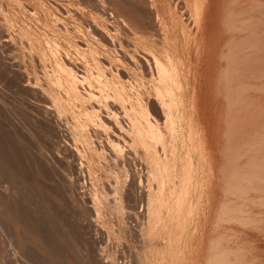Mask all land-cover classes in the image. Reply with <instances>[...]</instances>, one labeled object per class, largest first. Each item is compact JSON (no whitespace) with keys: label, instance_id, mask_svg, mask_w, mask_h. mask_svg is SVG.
<instances>
[{"label":"rangeland","instance_id":"374dc122","mask_svg":"<svg viewBox=\"0 0 264 264\" xmlns=\"http://www.w3.org/2000/svg\"><path fill=\"white\" fill-rule=\"evenodd\" d=\"M98 1L0 0V201L12 209L5 217L3 203L0 213V264H206L217 241L241 264L264 263V178L240 193L237 222L220 221L235 198L226 194L231 166L257 175L252 160L264 154V0H121L126 9L117 0H101L108 6L101 9ZM113 7L126 13L125 27ZM141 18L149 37L131 30ZM65 27L78 31L74 40L70 34L75 45ZM148 55L167 67L171 85L157 83L153 61L155 81L149 67L134 68V57ZM67 71L92 79L80 90L92 102L72 93ZM134 78L158 88L162 106L152 95L138 107ZM128 84L130 92L114 100L115 87ZM89 107L104 128H87L94 131L87 141L78 128ZM165 107L176 125L177 176L164 187L162 164L135 148L131 126L141 114L163 125ZM155 151L165 158L161 146ZM151 203L166 205L159 214L166 224L152 226Z\"/></svg>","mask_w":264,"mask_h":264},{"label":"bare ground","instance_id":"6f19581e","mask_svg":"<svg viewBox=\"0 0 264 264\" xmlns=\"http://www.w3.org/2000/svg\"><path fill=\"white\" fill-rule=\"evenodd\" d=\"M20 0H18V2H19ZM101 1V0H100ZM100 1H98L99 3H101V6H99L98 4V8L100 7L101 9H102V7H103V9L105 8V9H107L106 7H108L107 5H106V3H104V2H100ZM118 1V5L120 6V8H124V9H126V4L125 3H129V2H127V0H122L123 2H125L124 4H123V2L121 1V0H117ZM149 1V0H148ZM150 2V1H149ZM148 2V3H149ZM10 3V2H9ZM146 3V2H145ZM147 3V4H148ZM151 3V2H150ZM152 3H153V1H152ZM16 4V3H15ZM106 6H105V5ZM132 4V3H131ZM154 4V3H153ZM152 4V5H153ZM5 5V4H4ZM112 5V4H111ZM111 5H110V7H111ZM128 5V4H127ZM129 5H130V3H129ZM128 5V6H129ZM152 5H149V6H152ZM115 6H117V5H115ZM127 6V7H128ZM145 6V5H144ZM109 7V8H110ZM130 7H132V6H130ZM114 8V7H113ZM133 8V7H132ZM147 8V7H146ZM115 9V11H117L118 10V8H114ZM124 9L122 10V11H124ZM128 9H129V7H128ZM135 9V8H134ZM159 9V8H158ZM110 11H111V8L109 9ZM149 10V9H148ZM115 11L113 12L114 14H115ZM129 11V10H128ZM127 11V13H129ZM133 12H136L135 10L133 11ZM103 13V12H102ZM121 13H125V12H121V11H117L116 12V14H117V19L118 20H120L121 21V24H123L124 25V27H125V25H126V23L124 22L126 19H124V16H123V14H121ZM138 13H139V11H138ZM160 13V12H159ZM104 14V13H103ZM126 14V13H125ZM131 14H132V12H131ZM137 14V13H136ZM135 14V15H136ZM142 14V13H141ZM113 15V14H112ZM134 15V14H133ZM134 15V16H135ZM107 16V15H106ZM114 16H116V15H114ZM128 16H130V15H128ZM139 16H141V15H139ZM35 17V16H34ZM72 17V16H71ZM144 17V16H143ZM92 18V17H91ZM115 18V17H114ZM125 18H128L126 15H125ZM158 18V17H157ZM69 19H70V16H69ZM130 19V18H129ZM129 19H127V20H129ZM113 20V19H112ZM124 20V21H123ZM131 20H132V18H131ZM131 20H129L128 21V23L129 22H131ZM145 20L146 19H142L141 18V20L139 21V20H137L138 22H136V24L133 26L135 29H133L132 27H131V25L130 24H128V25H130V27H131V30H133V32H134V30H136L137 31V33H143V35H146L147 33H148V28H146V26H148L149 25V23H148V21H147V23H148V25H146L145 26V24H147L146 22H145ZM160 20V19H159ZM90 21V20H89ZM123 21V22H122ZM134 21H135V19H134ZM86 22V21H85ZM104 22L106 23V21H102V23L104 24ZM115 22V21H114ZM118 22V21H117ZM127 22V21H126ZM149 22H150V20H149ZM60 23V22H59ZM80 23V22H79ZM108 23V22H107ZM119 23V22H118ZM76 24V23H75ZM89 24V23H88ZM120 24V23H119ZM134 24V22L132 23V25ZM81 25V24H80ZM79 25V26H80ZM91 26H93V25H91ZM91 26H89V27H91ZM98 26V25H97ZM117 26H118V24H117ZM154 26V25H153ZM100 27V26H99ZM119 27L121 28V26L119 25ZM127 27V26H126ZM149 27V26H148ZM152 27V26H151ZM162 27V26H161ZM46 28H47V26H46ZM52 28V27H51ZM57 28L58 27H56V30H57ZM65 28H67V27H65ZM95 28V27H94ZM97 28V27H96ZM129 28V27H128ZM163 28V27H162ZM54 29V28H53ZM61 29V28H60ZM59 29V30H60ZM68 29V30H67ZM66 30H67V32L69 33H66V31L65 30H61L62 32L63 31H65L64 33H66V35L68 36L69 35V37H71L70 36V34L73 36V40H74V36L75 35H73L74 33H76V32H78V31H76L75 32V30L72 32V33H70L71 31V29H69V28H67ZM103 29V28H102ZM151 29V28H150ZM149 29V30H150ZM76 30H80L79 28L78 29H76ZM82 31H83V29H81ZM98 30V29H97ZM129 30V29H128ZM85 31V30H84ZM143 31V32H142ZM52 32V31H51ZM58 32H60V31H58ZM61 32V33H62ZM81 32V31H80ZM64 33H63V35H64ZM90 34H89V36H92V37H94V35H93V33L95 34V32L94 31H92V29L90 28V32H89ZM54 34V33H53ZM88 34V33H87ZM36 35V34H35ZM59 35H61V34H59ZM149 35V33L147 34V36ZM46 36V35H45ZM58 36V35H57ZM78 36V35H77ZM88 36V37H89ZM139 36V35H138ZM150 36V35H149ZM148 36V37H149ZM59 37V36H58ZM92 37H90V39L92 38ZM32 38V37H31ZM62 39V38H61ZM71 39H72V37L70 38V41H68V43L70 42V43H72L71 42ZM77 39H78V37H77ZM89 39V38H88ZM30 40V39H29ZM38 40V39H37ZM76 40V39H75ZM86 40V39H85ZM34 41V40H33ZM91 41H94L93 39L91 40ZM38 42H39V40H38ZM75 42V41H74ZM67 43V42H66ZM77 43V42H76ZM77 44H79V43H77ZM42 45V44H41ZM72 45H75V44H73L72 43ZM93 45V44H92ZM94 47V46H93ZM86 48V47H85ZM90 48V47H89ZM44 49V48H43ZM55 49V48H54ZM78 49V48H77ZM28 50H29V48H28ZM79 50H80V48H79ZM86 50V49H85ZM82 51V50H81ZM120 51V50H119ZM32 52V51H31ZM75 52V51H74ZM80 52V51H79ZM95 52V54H96V51H94ZM51 53V52H50ZM82 53H83V51H82ZM93 53V52H92ZM122 53V52H121ZM84 54H86V51H84ZM90 53L89 52H87V56L89 55ZM53 55V54H52ZM91 55V54H90ZM134 55H135V52H134ZM137 56V55H136ZM149 56V55H148ZM147 56V58L146 59H144L143 58V61L145 62V64L146 65H144L142 62H140V61H138L137 60V58L136 57H134L131 61H132V65L134 66V68L136 69V68H139V69H146V68H144L145 66H147V67H149V74H150V76H152L153 77V79H154V73L152 72L153 71V68H152V66H151V70H150V63H151V61H153V63H154V68H155V72L157 73V80H159V81H157V83L159 84L160 82L162 83V84H166V85H171V82H174V81H172V78L173 77H171L169 74V71H168V69H167V67L166 66H164L163 64H162V62H159L156 58H151L150 56V58L151 59H149V57ZM142 57V56H141ZM136 58V59H135ZM170 58V57H169ZM126 59V58H125ZM138 59H139V57H138ZM117 60H119V59H117ZM127 60H128V58H127ZM137 60V61H136ZM140 60V59H139ZM129 61V60H128ZM93 63V65L94 64H96V61H94V60H91L90 61V63ZM118 63V62H117ZM131 63V62H130ZM152 63V64H153ZM123 64V63H122ZM170 64H171V62H170ZM173 64V63H172ZM121 65V64H120ZM95 66V65H94ZM124 66V65H123ZM170 66H173V65H170ZM131 68L133 69V67L131 66ZM172 69H173V67H171ZM129 69V68H128ZM171 69V70H172ZM137 70V69H136ZM128 71V70H127ZM138 71V70H137ZM143 71V70H142ZM141 71V72H142ZM68 72V71H67ZM128 72H130V73H132L133 71H131V69H130V71H128ZM139 72H140V70H139ZM146 72H147V70H146ZM145 72V73H146ZM148 73V72H147ZM147 73H146V75H147ZM57 74V73H56ZM133 74V73H132ZM131 74V75H132ZM135 74V73H134ZM141 74V73H140ZM148 74V75H149ZM143 75V74H142ZM145 75V76H146ZM133 76V75H132ZM135 76V75H134ZM133 76V77H134ZM137 76V75H136ZM152 77H150V78H152ZM136 78V77H135ZM135 78H134V81H135ZM139 78V77H138ZM138 78H137V80H138ZM50 79V78H49ZM65 79H66V82H67V84L69 85V87H70V89H71V91H72V93H74L75 95H77L78 96V98L79 99H82V102H84V103H90V102H92V97L91 96H89V95H85V96H83L82 97V93H81V88H82V86L84 87V85L86 86V84L85 83H88V84H90L91 83V80L90 79H88V78H86V79H79L75 74H73L72 72H68V74L66 73V76H65ZM152 79V80H153ZM90 80V81H89ZM137 80L135 81V84H134V88H132V86H129V84L128 85H123V86H116L115 87V91L117 92V95H114V100H117V101H120L121 100V98H123V95H126V94H128L127 92L129 91V90H127L128 89V86H129V88H131V92L133 91L132 89H135L133 92H134V94H135V97H134V94H130L131 96H133L134 97V102L136 103V105L138 106V107H140L139 106V103L141 102V101H143V103H145L144 102V100H145V98L146 97H148V96H152V95H154V96H156V100H157V103H158V100H159V93H160V91H159V89L158 88H155V87H151V88H153L152 90L151 89H149V90H146V89H144L145 88V86L143 87V85L142 84H139L138 82H137ZM138 81H140V80H138ZM154 81H155V79H154ZM100 83H102L103 81L102 80H100L99 81ZM142 82V81H141ZM117 83V82H116ZM160 83V84H161ZM87 84V85H88ZM103 84V83H102ZM173 84V83H172ZM91 85V84H90ZM132 85V84H131ZM174 85V84H173ZM232 86V85H231ZM230 86V87H231ZM121 87V88H120ZM113 89H114V87H112ZM120 90H122V91H120ZM181 90V89H180ZM127 91V92H126ZM130 92V91H129ZM132 92V93H133ZM70 93V92H69ZM84 93V92H83ZM82 94V95H81ZM129 96V95H128ZM71 97V96H70ZM66 98V97H65ZM158 98V99H157ZM151 99V98H150ZM161 99V98H160ZM164 101H165V99H164ZM148 102H149V100H148ZM148 102H146V103H148ZM166 102V101H165ZM160 103V102H159ZM158 103V104H159ZM155 104V103H154ZM85 105V104H84ZM159 105H161L162 106V104H159ZM159 105H157V106H159ZM43 106V105H42ZM142 106H143V104H142ZM151 106V105H150ZM164 106H166V105H164ZM88 107H86L85 106V109H87ZM90 108V107H89ZM142 108V107H141ZM60 109V108H59ZM85 109H84V111H82V113L83 114H85ZM160 109H161V107H160ZM43 110H45V111H47V110H50L48 107H46V108H43ZM90 110H91V112H87L85 115H86V117H85V119H84V122L83 123H81L80 125V127L78 128V130L80 131V133L85 137V140L87 139V137L88 136H90L89 134H87V132L88 133H90V131H93L92 129L89 131H87V128H89V127H92V128H94V130H96V129H99L100 131H102L103 130V125H102V123H100L99 121H98V118H97V114H96V112H95V110L91 107L90 108ZM157 110V109H156ZM89 111V110H88ZM161 111H162V109H161ZM160 112V111H159ZM163 112H164V116H163V118H165L164 120H165V123L163 124V125H161V124H159V122L158 121H155V125H152L151 123H150V121H148V120H146L145 118H144V115L145 114H141V116L140 117H137V116H133L132 117V122H133V125L131 126L132 127V132H134L137 136H139V141L135 144V148H137V149H140L139 147H142V149H144L145 148V153H146V155H147V157L148 158H150L151 159V161H153V162H155L156 164H162V167H161V173H160V175L162 176V178L163 179H165V181L164 180H162L163 181V184H164V187L166 186V178L167 179H169V178H171L172 176H173V178L175 177L176 178V176H177V170H176V151H177V148H176V144H175V142H176V140H177V135L175 134V131H176V125H175V122H174V120H173V118H172V111L171 110H169V109H166V107L165 108H163ZM154 113H156V111L154 112ZM82 114V117L84 116ZM138 114H140V112L138 113ZM138 114H136V115H138ZM81 122H82V120H81ZM132 124V123H131ZM78 126V125H77ZM76 126V127H77ZM75 129V128H74ZM90 129V128H89ZM102 129V130H101ZM77 130V129H76ZM254 130V129H253ZM77 132V131H76ZM94 132V131H93ZM98 131H96V133H97ZM99 133V132H98ZM77 134H78V132H77ZM91 134V133H90ZM76 135V134H75ZM79 135V134H78ZM77 135V137H79ZM88 135V136H87ZM92 137V136H91ZM134 137V136H133ZM96 138H97V136H96ZM95 138V139H96ZM82 139H83V137H82ZM92 139V138H91ZM78 140H80V139H78ZM92 140H94V139H92ZM91 140V141H92ZM136 140V139H135ZM87 141H88V139H87ZM263 141H264V139H263ZM86 142V141H85ZM134 142H136V141H134ZM133 142V143H134ZM94 144H95V142H93ZM92 142H90L89 141V143H87V146H88V148L90 149V145H92L93 144ZM261 143V142H260ZM259 143V144H260ZM263 143V142H262ZM264 144V143H263ZM134 145V144H133ZM157 145H159V146H161L162 148H163V151H164V156L163 155H161V157L163 156V157H165L164 159H162V160H160V159H157L156 157H158L157 155H156V151H155V149H156V146ZM95 146V145H94ZM93 146V147H94ZM261 146V145H260ZM92 147V146H91ZM97 147V146H96ZM96 147H94L93 149L95 150V152H93L94 154L96 153V151L98 150ZM99 147H100V145H99ZM83 148V147H82ZM159 148V147H158ZM160 149V148H159ZM230 149V148H229ZM228 149V150H229ZM259 149H261V148H259ZM93 150V151H94ZM101 150V149H100ZM102 150H103V148H102ZM261 150H264V149H261ZM139 151V150H138ZM140 151H142V150H140ZM104 152V151H103ZM115 152H116V154L114 155V156H116L117 155V150L115 149ZM159 152V151H158ZM262 152V151H261ZM261 152H258V154H257V157L256 158H253V160L252 161H254L255 160V162L257 163V165H256V170H254V171H258V174L256 175L255 173L253 174V172L251 173V171L250 170H252V168H254V167H250L251 169L249 170L250 172H243V171H238V169H236V167L234 168L233 166H231L229 169V172L231 173L230 175H228V178H231L232 180H230V182L232 181V183H230L229 185H231L230 187H228L229 189L226 191V194H228L230 197L232 196V197H235V198H232V200L231 201H229V202H231L230 204H229V206L227 205L226 206V204H224L225 206L224 207H222L221 209H222V211H223V214H222V216L220 217V221H223L224 220V222L226 221V220H228V221H230V220H233V221H235L236 220V222L239 220L238 219V217H241L240 215H241V208L239 209V207H237V205L239 204V202H237V201H240L241 199V196H240V193L241 192H243L242 190H244V191H246V190H248V192L250 191V189H252V188H258L259 186H261V184H259V183H261L262 181H263V175H261L260 174V171L262 170V169H264L263 167V165H264V154L262 155V153ZM160 153V152H159ZM225 153V152H224ZM232 153V152H231ZM264 153V152H263ZM100 154V153H99ZM98 155V154H97ZM102 156H104L103 154H101ZM101 155H99V156H101ZM107 155V154H106ZM227 155V154H226ZM102 156H101V158H102ZM118 156H119V153H118ZM118 156H116V157H118ZM105 157V156H104ZM232 157H234L233 155H232ZM232 157H231V159H232ZM99 157H97L96 159H98ZM156 158V159H155ZM104 159V158H103ZM230 159V160H231ZM250 159H252V158H250ZM118 160H119V158H118ZM234 161H235V159H233ZM105 161V160H104ZM113 161V160H112ZM101 162V161H100ZM111 162V161H110ZM104 163H106V162H104ZM109 163V162H108ZM251 163H253V162H251ZM0 164H1V162H0ZM102 164V163H101ZM153 164V163H152ZM151 164V165H152ZM233 164V163H232ZM254 164V163H253ZM104 165V164H103ZM110 165V164H109ZM252 165V164H251ZM1 166H4L3 164H1ZM228 167V166H227ZM246 167V166H245ZM1 168V167H0ZM95 168V167H94ZM152 168V167H151ZM238 168V167H237ZM5 170V169H4ZM245 170V169H244ZM0 171H1V169H0ZM118 171H119V169H118ZM123 171V170H122ZM121 171V172H122ZM243 172V173H242ZM1 173V172H0ZM118 173V172H117ZM124 173V172H123ZM122 173V174H123ZM27 174H28V172H27ZM121 174V175H122ZM224 174V173H223ZM228 174V173H227ZM119 175V174H118ZM117 175V176H118ZM183 176H185V178H189V169H187L185 172H184V175ZM230 176V177H229ZM12 177V176H11ZM123 178V177H122ZM191 178V177H190ZM189 178V179H190ZM39 179V178H38ZM121 179V178H120ZM182 179V178H181ZM192 179V178H191ZM190 179V180H191ZM185 180V179H184ZM187 180V179H186ZM228 180V179H227ZM233 180H236V182H235V184L233 183L234 181ZM240 182H238V181ZM175 181V183H176V180H174ZM182 182H183V179H182ZM191 182V181H190ZM228 182V181H227ZM239 183L238 185H236V183ZM188 183V182H187ZM263 183V182H262ZM168 184H169V182H168ZM177 184V183H176ZM119 185V184H118ZM183 185V184H182ZM185 185H186V183H185ZM188 186H189V184H187ZM228 185V186H229ZM4 186V185H3ZM170 186V187H169ZM168 187V194L171 196V198H173V195H174V191H175V186L171 183V185H169ZM121 187V186H120ZM183 187V186H182ZM100 188H102V187H100ZM99 188V190H101ZM123 188V187H122ZM184 188V187H183ZM182 188V189H183ZM185 188H186V186H185ZM185 188H184V190H183V192L185 191ZM191 188V187H190ZM227 188V187H226ZM247 188V189H246ZM103 190H104V186H103V188H102ZM257 190V189H256ZM263 190V189H262ZM105 191V190H104ZM24 192V191H23ZM98 192H100V191H98ZM165 192V191H164ZM224 192V191H223ZM247 192V193H248ZM102 193V192H101ZM101 193H99V194H101ZM105 193V192H104ZM176 193V192H175ZM181 193V192H180ZM179 193V194H180ZM185 193V192H184ZM245 193V192H244ZM243 193V194H244ZM98 194V196H99V198L101 197L102 198V195H103V193L101 194V196ZM168 194H167V196H168ZM178 193H177V195H179ZM188 194V193H187ZM1 195V194H0ZM29 195V194H28ZM176 195V197L178 198V196ZM227 195V196H228ZM97 196V197H98ZM106 196V195H105ZM181 196H183V194L182 195H180V198H181ZM188 196V195H187ZM245 196V195H244ZM244 196H242V197H244ZM2 197V196H1ZM107 197V196H106ZM169 197V196H168ZM167 197V198H168ZM3 198H4V196H3ZM2 198V199H3ZM22 198V197H21ZM100 198V199H101ZM227 198H229V197H227ZM98 199V198H97ZM103 199H105V198H103ZM234 199H235V201H234ZM243 199V198H242ZM4 200V205H5V201L7 200L6 198H4L3 199ZM102 200V199H101ZM227 200V199H226ZM8 201V200H7ZM11 201V200H10ZM104 200H102V202H103ZM106 201V200H105ZM108 201V200H107ZM179 201V200H178ZM181 201V200H180ZM228 201V200H227ZM102 202H98V203H102ZM110 202V201H109ZM108 202V203H109ZM115 202V201H114ZM117 202V201H116ZM171 202V201H170ZM3 203L0 201V213H1V209L3 208ZM111 203V202H110ZM113 203V202H112ZM118 203H122V201L120 200V202H118ZM165 203V202H164ZM164 203H162V204H160V209L158 208V210H157V208H155V207H153L152 206V203H151V208L149 209V219L151 220V224H152V226H157L158 224H162L163 222L161 221L162 219H163V216H162V218H160L159 217V214L161 213V211H163V215H164V209L166 208L165 206L166 205H164ZM175 203V202H174ZM178 203V202H177ZM241 203H242V201H241ZM241 203H240V205H241ZM6 204H7V202H6ZM105 204H107V202H103V206L105 205ZM116 205H117V203H115ZM171 204V203H170ZM176 204V203H175ZM221 204V203H220ZM237 204V205H236ZM99 205V204H98ZM109 205V204H108ZM111 205V204H110ZM179 205V204H178ZM6 206V209H5V211L7 210L8 211V209L10 208V206H9V204H8V206H9V208L7 209V205H5ZM12 206V205H11ZM101 208H102V205H99ZM106 206V205H105ZM163 206L165 207L164 209H163ZM168 206H170V205H168ZM223 206V205H222ZM242 206V205H241ZM108 207V206H107ZM176 207V206H175ZM5 208V207H4ZM100 208V209H101ZM105 208V207H104ZM114 208H116L115 206L113 207V209ZM99 209V208H98ZM103 209V208H102ZM101 209V210H102ZM163 209V210H162ZM171 208H169V210H170ZM178 209V208H177ZM183 209V208H182ZM4 210V209H3ZM10 210H12L11 208H10ZM166 210H167V208H166ZM165 210V211H166ZM175 210H176V208H175ZM179 210H181V209H179ZM4 211V212H5ZM7 211L5 212L6 213V215L5 214H3V213H1V214H3V215H5V217H7ZM14 211L15 210H13V213H14ZM182 211V210H181ZM3 212V211H2ZM12 212V211H11ZM10 211L8 212V213H11ZM17 212V211H16ZM103 213H104V211H102ZM170 212V211H169ZM220 212H221V210H220ZM240 212V214H238ZM29 213V212H28ZM115 213V212H114ZM122 213V212H121ZM166 213V212H165ZM171 213V212H170ZM181 213V212H180ZM180 213H179V215H180ZM222 213V212H221ZM15 214H18V213H15ZM169 214V213H168ZM244 214V213H243ZM9 215V214H8ZM11 215V214H10ZM19 216H20V214H18ZM105 215H107V214H105ZM104 215V216H105ZM109 215H111V214H109ZM17 216V215H16ZM118 216V215H117ZM171 216V215H170ZM220 216V215H219ZM238 216V217H237ZM1 218V220L3 219V217L2 216H0ZM13 217V216H12ZM18 217V216H17ZM121 217V216H120ZM165 217V216H164ZM177 217V216H176ZM7 218H9V216L7 217ZM11 218V217H10ZM22 218V217H21ZM217 218V217H216ZM222 218H223V220H222ZM5 219V218H4ZM15 219H17V218H15ZM175 219V218H174ZM173 219V220H174ZM0 220V221H1ZM11 220H14V219H12L11 218ZM171 220V219H170ZM169 220V221H170ZM243 220V219H242ZM165 221H166V219H165ZM246 222V221H245ZM23 223V222H22ZM167 223V222H166ZM165 222L163 223V224H166ZM221 223V222H220ZM231 223H233V222H231ZM16 224V223H15ZM223 224V223H222ZM237 224V223H236ZM10 225V224H9ZM235 225V224H234ZM32 227V226H31ZM164 227H166V225H164ZM120 228V227H119ZM226 228V227H225ZM16 229V228H15ZM26 229V228H25ZM220 229V228H219ZM17 230V229H16ZM232 230H234V229H232ZM29 231V230H28ZM231 231V230H230ZM24 231H22V233H23ZM229 232V231H228ZM5 233H7V232H5ZM20 233V232H19ZM21 233V234H22ZM235 234V233H234ZM5 235V234H4ZM222 235V234H221ZM237 235V234H236ZM224 236V235H223ZM15 237V236H14ZM225 237V236H224ZM224 237H221V238H224ZM32 239V238H31ZM15 240V239H14ZM221 240V239H220ZM10 241V240H9ZM18 241V240H17ZM226 241V240H225ZM3 243V242H2ZM38 243V242H37ZM214 244H213V248H211L212 250H213V252H211L210 253V257L208 258V260H207V263L206 264H239L240 263V261H236L235 259L237 258V256L235 257L234 256V258L235 259H233V257H231V255H233V253H234V251L233 250H230V249H228L229 251H227V248H225V247H223L222 246V244H221V242L220 241H217V242H213ZM64 244V243H63ZM2 245V244H1ZM38 245V244H37ZM6 247V246H5ZM12 247V246H11ZM3 248V247H2ZM29 248V247H28ZM224 248H225V250H224ZM4 249V248H3ZM6 250V249H5ZM11 250V249H10ZM239 250V249H238ZM232 251V253H230ZM4 252V251H3ZM8 252V251H7ZM7 254V253H6ZM9 256V255H8ZM2 257V256H1ZM7 258V257H6ZM233 259V261H236V262H233L232 261V259ZM3 259V261H4V258H2ZM10 259V258H9ZM6 260V259H5ZM11 260V259H10ZM237 260H238V258H237ZM239 260H240V257H239ZM2 261V262H3ZM1 262V261H0ZM243 263V262H242ZM3 264V263H2ZM4 264H6V262L4 263ZM9 264H14L12 261H11V263H9ZM241 264V263H240ZM257 264H264V263H261V262H259V263H257Z\"/></svg>","mask_w":264,"mask_h":264}]
</instances>
